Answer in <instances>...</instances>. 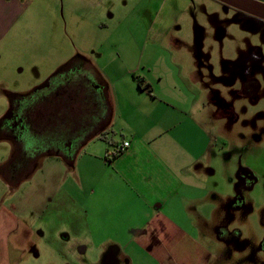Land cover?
Instances as JSON below:
<instances>
[{
  "label": "rangeland",
  "instance_id": "1",
  "mask_svg": "<svg viewBox=\"0 0 264 264\" xmlns=\"http://www.w3.org/2000/svg\"><path fill=\"white\" fill-rule=\"evenodd\" d=\"M8 6L14 8L12 17L2 22L0 16V125L10 101L44 93L47 87L36 88L47 81L63 84L69 67L106 66L115 71L121 62H142L151 67L153 81L162 78L156 85L159 92L187 95L186 106L193 109L196 122L214 128V156L232 170L227 169L231 178L225 179L224 198L236 196L243 208L226 207L218 217L230 231L227 248L212 241L202 246L187 236V230L196 234L198 221L196 212L182 207L167 211L174 216L168 217L169 224L159 220L147 228L136 223L143 236L133 243L115 238L101 243L105 238L95 228L90 234L86 213L94 203L85 189L93 160L86 156L87 147L66 149L59 134L50 138L54 148L44 138L15 147L0 134V264H264L259 248L264 238V4L24 0ZM124 47L129 52H122ZM82 62L87 65H79ZM126 134L121 129L108 133L107 141L96 139L111 151L103 158L113 157V140ZM99 166H92L93 179L102 174ZM241 167L256 178L241 193L243 200L235 195V173ZM203 213L208 219L209 211ZM156 230L158 235L151 238ZM202 248L212 253L209 259L201 257Z\"/></svg>",
  "mask_w": 264,
  "mask_h": 264
},
{
  "label": "crops",
  "instance_id": "2",
  "mask_svg": "<svg viewBox=\"0 0 264 264\" xmlns=\"http://www.w3.org/2000/svg\"><path fill=\"white\" fill-rule=\"evenodd\" d=\"M21 1L24 0H0L2 22L14 13V8L8 5L20 4ZM261 2L264 4V0ZM20 14L21 10L18 16ZM124 48L122 52H129L127 47ZM114 58L120 59V56H112L111 59ZM145 69L148 72L144 73ZM68 70V89L73 92L74 99L68 112V121L73 126L68 130L82 133L80 137H83L81 142L85 141L83 146L87 147L86 156L93 158L89 163L90 173L87 174L85 189L94 203L91 204L92 212L87 210L86 213L89 215V226H92L90 229L95 228L96 234L101 231V237L105 238L101 243L113 238L117 242L133 243L143 236L136 223L140 226L144 223L147 228H153L159 220L169 224L168 217L174 216L167 211L182 207L196 212L193 217L198 221L194 227L196 234L187 230L184 232L187 236L196 239L202 246L207 241L209 245L211 241L225 245L230 231L226 222L218 220V217L226 207L229 210L243 207L236 202V196L225 199V179L231 178H227L231 175L227 174V169L231 170V167L214 156L217 149L210 137L213 127H204L196 122L193 109L186 106L187 95L169 89L159 92L156 85L162 78L153 81L149 77L151 67L142 62H121L115 71H109L106 66L89 69L69 67ZM192 76L191 73V80ZM185 81L188 82V79ZM79 87L85 92H78ZM192 94L190 91L188 96ZM79 95L82 102L87 97L89 103V108L86 113L80 114V118L77 113ZM94 95L101 105L96 112L93 111ZM79 122L80 129L77 127ZM121 129L127 134L118 142L113 140L116 149L112 154L125 142H129V146L114 159L111 156L108 160L103 158L104 152L110 154L111 151L104 141L96 139H101L100 136L108 138V133ZM79 142L80 138H76L75 144ZM100 164L102 174L93 179L95 171L92 166ZM239 170L235 173V195L245 190L243 182L239 188ZM253 179L255 183V176ZM93 180L97 183L94 184ZM219 194L223 197L222 201L217 199ZM204 210L209 211L208 219ZM94 231L90 234L94 235ZM236 233L240 234L239 231ZM157 235L158 230L152 231L150 237ZM81 251L85 253L86 249L81 248ZM202 251L205 252L202 258L207 260L212 256L208 249L202 248Z\"/></svg>",
  "mask_w": 264,
  "mask_h": 264
},
{
  "label": "flooded vegetation",
  "instance_id": "3",
  "mask_svg": "<svg viewBox=\"0 0 264 264\" xmlns=\"http://www.w3.org/2000/svg\"><path fill=\"white\" fill-rule=\"evenodd\" d=\"M78 92L84 93L85 89H81V87H79ZM72 93L71 89H68L67 76L63 84L57 82H52L51 84L49 83L47 90L34 98H30L29 96H19L14 98L13 101H10L11 107L4 118L3 123L0 125L1 139H12L15 143L14 146L16 147V144L18 146L19 142L22 141L23 143L25 141L27 143L28 141H34L35 143V140L39 141L41 138H44V141L46 140L47 143L53 146L51 148H54L55 145L51 143L50 138L55 136L59 131L67 132L68 127L71 128L73 126H71L68 121V112L71 111L72 105L74 104ZM83 97L85 96L83 95ZM78 98L77 113L79 115L78 118H80V114H82V112L86 113L89 108V103L86 101L88 100L87 97L83 102L81 101V95H79ZM93 101V111L96 112L101 109V105L98 102V97L96 95L93 96ZM77 127L79 129L82 127L80 122L77 124ZM66 137L68 139V134ZM65 145L66 149H68V140ZM10 159L7 162H9ZM253 178L254 176H252L251 173L242 174L240 176L241 182L239 183V188L243 182V187H245V189H250L251 184L254 182ZM240 195L241 194L239 192L238 196L241 197ZM236 202L238 201L236 200ZM230 241L231 240L226 237L225 245L228 246ZM259 248L264 252V238L262 239Z\"/></svg>",
  "mask_w": 264,
  "mask_h": 264
},
{
  "label": "trees",
  "instance_id": "4",
  "mask_svg": "<svg viewBox=\"0 0 264 264\" xmlns=\"http://www.w3.org/2000/svg\"><path fill=\"white\" fill-rule=\"evenodd\" d=\"M139 87H140V89H142V87H141V84H139ZM69 130H70V127H69ZM67 131V132H65V131H63V132H57L56 133V135L57 134H59V136H60V138L62 137V138H65V140L67 141L68 140V145L69 146H71V147H73L74 145V147H77V146H79V145H81V146H83V144H84V142H80V143H78V144H75V139L77 138H80V135L82 134L81 132H74V131ZM76 133V134H75ZM68 134V139H67V137H66V135ZM73 135V136H72ZM100 138L102 139V140H108L105 136H100ZM71 142H72V144H71ZM68 146V147H69ZM58 153H60V152H58ZM58 153H56V154H58ZM120 153H122V151H119L118 150V148H117V150H116V152H115V154H113V157H112V159H114V158H116V157H118L119 156V154ZM111 159V160H112ZM11 160L9 161V162H7L6 163V165L4 166V170H5V177L7 176V174H8V169H10V167H11ZM24 177V176H23ZM18 182H20V181H18Z\"/></svg>",
  "mask_w": 264,
  "mask_h": 264
},
{
  "label": "water",
  "instance_id": "5",
  "mask_svg": "<svg viewBox=\"0 0 264 264\" xmlns=\"http://www.w3.org/2000/svg\"><path fill=\"white\" fill-rule=\"evenodd\" d=\"M48 85H49V82L47 81L44 84H42L39 87H37L36 90L44 88V87H47ZM248 173H250V171L248 169L243 168V167H241L240 170H239V176H241L242 174L244 175V174H248Z\"/></svg>",
  "mask_w": 264,
  "mask_h": 264
},
{
  "label": "built area",
  "instance_id": "6",
  "mask_svg": "<svg viewBox=\"0 0 264 264\" xmlns=\"http://www.w3.org/2000/svg\"><path fill=\"white\" fill-rule=\"evenodd\" d=\"M129 146L128 143H124L122 147L118 148L119 151H124Z\"/></svg>",
  "mask_w": 264,
  "mask_h": 264
},
{
  "label": "clouds",
  "instance_id": "7",
  "mask_svg": "<svg viewBox=\"0 0 264 264\" xmlns=\"http://www.w3.org/2000/svg\"><path fill=\"white\" fill-rule=\"evenodd\" d=\"M27 147H30V145H26V148H27Z\"/></svg>",
  "mask_w": 264,
  "mask_h": 264
}]
</instances>
